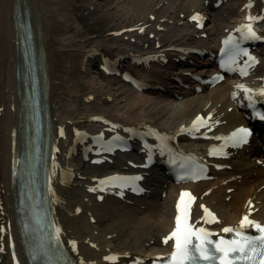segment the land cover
Instances as JSON below:
<instances>
[{
  "label": "bare ground",
  "instance_id": "obj_1",
  "mask_svg": "<svg viewBox=\"0 0 264 264\" xmlns=\"http://www.w3.org/2000/svg\"><path fill=\"white\" fill-rule=\"evenodd\" d=\"M193 1L195 4L189 5L193 9L205 8L203 1L200 3L197 0ZM29 2L34 12L35 24L38 28L41 27L42 31L41 43L46 51V66L51 81L49 101L54 139L61 146L58 152L61 160L55 162L56 151L52 159L53 211L60 237L70 252L73 264H129V261L136 258V255L157 252L158 247L149 246L150 239L155 241L156 238L161 251H164V248L168 247L160 244V235L172 223L176 195L167 194L163 198L160 206L162 212L158 208L160 205L158 197L149 201L155 205L149 204L141 207L140 210L116 198L114 193L108 189H105V192L111 194H105L102 200L97 199L96 196L102 191L97 186L98 172L95 164L91 163L89 145L96 133L109 134L117 131V128L127 132L129 129L124 128H130L129 134H133L137 131L136 126L141 127V123L147 125L144 127L147 130L146 133H149L150 126H156V128H168V130L175 131L173 135L175 137L178 130L172 127L176 125L177 128L191 114L201 111V106L205 101L207 102L206 98L209 95L197 94L195 97L181 99L176 105L172 104L169 99L170 94H163L162 99L152 100L136 92L130 98V107L136 105L133 107L135 112L131 111L122 119L114 118L110 114L98 115L101 117L98 118L93 103H90L91 100L85 95L86 90L83 87L82 78L88 69L86 61L93 57L92 51L95 48L99 49V58H106L111 55L121 56L128 51L126 48H132L130 52L154 48L159 51L161 48H167L171 43H184L180 40L184 36L189 37L191 31H195L194 23L186 19L192 9L187 13L188 7H182L179 0H125L128 9L126 15H132L135 22L141 25L139 29L142 32L140 31L141 33H138L134 40L131 39L132 37L112 36L102 42V45L93 44V41L86 46L84 51H80L79 45L71 41V36H65L69 27L67 24L69 16L66 13L69 5L67 0H29ZM11 3L12 0H0V264H30L17 221L19 214L14 205L17 200L14 172L17 171L18 160H11V150L13 148L19 155L21 138L19 102L16 97L14 80L18 57L15 51L16 46L14 47L15 41L13 42L14 19ZM249 5L245 14H254L255 10ZM253 5L261 7L258 13L264 17L262 10L264 0L256 1ZM181 8L187 13L182 23L178 20L181 19L178 13L181 12ZM174 11L178 13L176 16H174ZM213 17L214 20L208 21L210 28L215 27L217 18L220 19L219 15ZM132 32L127 31L125 34L133 36ZM150 34L152 38H149ZM138 40L142 43H138ZM144 43L147 45L145 46ZM194 45L202 48L201 43ZM155 58L147 61L157 64L164 63L165 56ZM90 61L91 59L88 63ZM134 61H142V64L146 62L141 59ZM134 61L130 60L127 63L133 64ZM172 61L167 58L165 63ZM181 66L184 67L183 70L191 69L187 62H182ZM263 68L264 64H261L258 70ZM139 77L151 78L155 75L146 72ZM158 83L165 85L163 81ZM151 89L143 92L159 93L158 90ZM215 89H218L217 93L211 95V100L215 105L218 104L216 108L223 115L220 116L217 113V115L213 114V117L217 121L222 118L226 119V123L220 122V126L230 128L236 120L243 121L233 107L228 88L221 84L216 85ZM157 107L159 111L156 110ZM171 115H173L172 121L168 123V126L158 127L159 122ZM108 120L119 121L122 124L114 126ZM59 128L65 129L63 134L58 132ZM193 140L195 142L189 144L186 142L185 145L197 147L199 144L197 142L204 144L210 139L198 136ZM12 141H14L13 144ZM253 145L255 147L238 152V156H235V163L229 170L217 172L227 179L225 187L216 186L214 190L215 181L210 180L191 184L197 195L202 197L205 206L217 212L220 224L231 223L243 214H250V217L254 218H264V151L260 144H255V141ZM77 150L80 152L77 153ZM130 154H121L123 158L117 155L114 160L118 161V157L124 160V156ZM80 169L84 170V175L87 174V170L91 175L82 179L80 175L83 173ZM79 183L85 184L84 189ZM227 187L233 189L228 202L225 201L227 194L223 191ZM171 188L174 187L171 185ZM162 191L164 187L160 193ZM175 191L177 192L176 188ZM140 197V195L130 196L131 199ZM137 212L138 216H136ZM102 217L103 221L108 222L99 227L98 222ZM130 236L132 239L129 241ZM115 241H119L117 247L114 246ZM138 246H141V251L137 249ZM109 257L114 259H109Z\"/></svg>",
  "mask_w": 264,
  "mask_h": 264
},
{
  "label": "snow or ice",
  "instance_id": "obj_2",
  "mask_svg": "<svg viewBox=\"0 0 264 264\" xmlns=\"http://www.w3.org/2000/svg\"><path fill=\"white\" fill-rule=\"evenodd\" d=\"M250 6V5H249ZM198 19V17H192ZM249 21L255 18L248 17ZM245 33V39H261L256 35L252 23L242 26ZM226 41L225 43H230ZM235 55L247 56L246 50H238ZM248 60L255 63L254 57H248ZM233 62L235 60L233 59ZM251 66V65H249ZM242 74L246 75V69H242ZM237 87H242L238 85ZM245 92L250 91L244 89ZM264 95V89L259 92ZM264 119V116L260 117ZM201 118L197 117L193 122L195 127ZM249 135L247 129H237L236 132L228 138L236 143L246 142V137ZM220 139V137H217ZM210 154H212L210 152ZM136 179H139L138 177ZM103 183V182H102ZM195 200L189 192H181L180 197L176 203L175 227L171 233L163 240L165 244L173 241L172 251L165 264H264V225L250 219V214L244 215L239 225L235 228L224 227L221 231L224 234H231L230 239L220 237L213 240L211 237L217 235L203 227H195L189 222L190 208ZM205 215L202 217L205 223H216V217L207 208L201 205ZM246 229L254 230L257 235L247 234ZM114 259V258H109ZM162 259V258H157Z\"/></svg>",
  "mask_w": 264,
  "mask_h": 264
},
{
  "label": "rangeland",
  "instance_id": "obj_3",
  "mask_svg": "<svg viewBox=\"0 0 264 264\" xmlns=\"http://www.w3.org/2000/svg\"><path fill=\"white\" fill-rule=\"evenodd\" d=\"M69 2L66 11L69 16L68 31L65 36H71V41L79 45L80 51H84L86 46L94 43L102 45L110 37L114 35L113 29L118 31L121 28H128L130 24L136 23L132 15H126L128 10L125 0H67ZM188 2L189 0H180V2ZM237 0L230 3V6H235ZM124 33V32H123ZM122 33V34H123ZM119 36V35H118ZM99 55L94 54L86 61L88 69L82 78L83 87L86 90L87 98H90L97 113L103 115L110 114L114 118H123L129 113L135 112L136 105L130 107V98L134 93L145 95L152 100L162 99V96L155 97L146 93L134 91L129 84L123 82L117 75H107L102 72L100 65L95 59ZM172 104H178V100L170 99ZM180 100V99H179ZM92 106V107H93ZM138 108V107H137ZM159 111V107L156 108ZM171 119V118H170ZM166 122L167 118L163 119ZM165 123V122H164ZM106 166H96L98 171H104ZM84 172L83 169H80ZM82 178L84 175H80ZM84 189V186L82 187ZM159 209H161L162 200L159 201ZM155 205V204H153ZM139 213H136L138 216ZM107 218V217H106ZM103 217L98 222L99 227L106 224L108 221H103ZM132 239L130 236L129 241ZM128 241V240H127ZM128 241V242H129ZM114 246H118L119 241H115ZM150 246L155 247L156 243H151Z\"/></svg>",
  "mask_w": 264,
  "mask_h": 264
},
{
  "label": "water",
  "instance_id": "obj_4",
  "mask_svg": "<svg viewBox=\"0 0 264 264\" xmlns=\"http://www.w3.org/2000/svg\"><path fill=\"white\" fill-rule=\"evenodd\" d=\"M16 15H18V25L20 23V36H18L21 48L22 60L17 69L19 80V93L21 98L27 94L28 99L33 100V94L37 91L41 99L43 94V77L40 71L39 55L34 34L28 29L29 10L23 5L28 6L27 0H15Z\"/></svg>",
  "mask_w": 264,
  "mask_h": 264
}]
</instances>
